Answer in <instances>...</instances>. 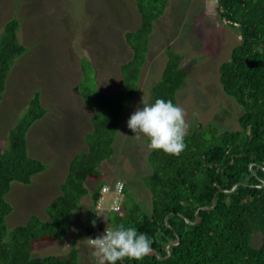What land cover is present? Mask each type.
Wrapping results in <instances>:
<instances>
[{
	"label": "trees",
	"instance_id": "trees-1",
	"mask_svg": "<svg viewBox=\"0 0 264 264\" xmlns=\"http://www.w3.org/2000/svg\"><path fill=\"white\" fill-rule=\"evenodd\" d=\"M214 1L219 20L239 34L228 60L218 66L221 91L241 109L239 129L220 132L209 123L189 128L186 148L179 156L148 148L151 172L142 184L150 196V213H144L122 183L121 211L114 213L109 206L108 226L135 227L152 240V250L140 260L125 258L118 264H264V0ZM168 2L134 0L139 26L124 33L131 57L119 67L122 87L114 95L98 90L90 63L79 60L81 77L74 92L92 111V130L84 136L86 149L78 148L70 159L60 194L44 209L48 219L33 214L11 231L5 224L12 212L5 201L11 183L29 185L46 169L26 144L31 126L47 114L38 93L8 132V147L0 150V264L78 263L73 246L64 256L33 257L34 246L63 241L87 195L91 209L99 204L104 184L89 192L84 183L99 182L100 166L112 157L120 115L138 93L153 24ZM18 24L16 19L7 22L0 37V101L7 74L26 52L18 44ZM165 56L160 78L149 93L152 103L162 98L177 104L176 94L187 73L181 68V54L166 47ZM84 234L90 237L93 228ZM255 237L260 239L257 246Z\"/></svg>",
	"mask_w": 264,
	"mask_h": 264
},
{
	"label": "rangeland",
	"instance_id": "rangeland-1",
	"mask_svg": "<svg viewBox=\"0 0 264 264\" xmlns=\"http://www.w3.org/2000/svg\"><path fill=\"white\" fill-rule=\"evenodd\" d=\"M215 9L214 0H169L153 24L139 90L120 115L112 157L100 166L99 182L84 183L89 192L99 183L112 187L119 181L144 213H150V196L142 184V178L151 172L146 161L149 149L145 139L133 137L127 121L143 107L142 101L152 103L149 91L166 63V47L181 54V68L187 73L176 102L185 110L189 128L209 123L220 132L239 129L241 109L221 91L218 81V66L228 60L239 34L219 20ZM12 19L19 23L17 40L26 52L7 74L0 101V150L8 147V132L38 93L47 114L31 126L26 144L46 169L33 176L29 185L11 183L5 197L12 208L5 219L8 231L23 225L30 213L48 219L44 209L60 194L69 163L65 165V160L78 148L86 149L84 136L92 130V111L74 92L81 77L79 60L90 63L97 89L114 95L122 87L119 67L131 57L124 33L139 26L134 0H0V37ZM87 198L74 212L67 237L59 243L36 244L33 257L64 256L73 246L78 252L77 264H96L89 239L109 228L111 195H103L98 209H91ZM88 227L93 228L90 237L84 234ZM259 240L255 237L253 245Z\"/></svg>",
	"mask_w": 264,
	"mask_h": 264
},
{
	"label": "clouds",
	"instance_id": "clouds-1",
	"mask_svg": "<svg viewBox=\"0 0 264 264\" xmlns=\"http://www.w3.org/2000/svg\"><path fill=\"white\" fill-rule=\"evenodd\" d=\"M127 121V127L136 140L146 139L151 150L179 156L186 148L189 123L185 110L172 100L156 99L148 104L142 101ZM91 256L96 264H118L125 258L140 260L151 252L152 240L135 227L117 225L89 239Z\"/></svg>",
	"mask_w": 264,
	"mask_h": 264
},
{
	"label": "built area",
	"instance_id": "built-area-1",
	"mask_svg": "<svg viewBox=\"0 0 264 264\" xmlns=\"http://www.w3.org/2000/svg\"><path fill=\"white\" fill-rule=\"evenodd\" d=\"M122 192H123V185L120 182L115 183L112 187L109 186H103L100 189V201L98 202L99 204L97 205L96 209L99 208L100 202L102 200L103 195H109L112 194L113 196V201L112 204L110 205V211L114 213H119L121 211V208L119 206V202L122 198Z\"/></svg>",
	"mask_w": 264,
	"mask_h": 264
},
{
	"label": "crops",
	"instance_id": "crops-1",
	"mask_svg": "<svg viewBox=\"0 0 264 264\" xmlns=\"http://www.w3.org/2000/svg\"><path fill=\"white\" fill-rule=\"evenodd\" d=\"M26 143H27V137H26ZM28 148V147H27ZM71 159V158H70ZM70 159H68V160H65V165L70 161ZM67 174V173H66ZM65 177H66V175H64V177H63V180H62V183H63V181H64V179H65ZM61 183V184H62ZM96 209V208H95ZM32 213H30V215H31ZM35 215H36V213H34ZM29 215V216H30ZM33 215V214H32ZM46 221V220H45Z\"/></svg>",
	"mask_w": 264,
	"mask_h": 264
}]
</instances>
